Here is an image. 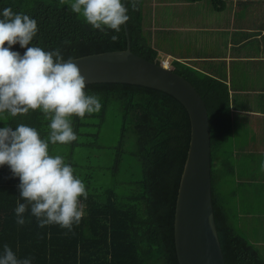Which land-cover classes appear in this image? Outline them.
<instances>
[{"label":"trees","instance_id":"obj_1","mask_svg":"<svg viewBox=\"0 0 264 264\" xmlns=\"http://www.w3.org/2000/svg\"><path fill=\"white\" fill-rule=\"evenodd\" d=\"M211 1L222 8L227 0ZM72 2L0 0V13L11 8L35 19L38 33L28 47L60 49L65 59L127 47L125 25L119 33L109 29L105 35L72 12ZM145 3L138 0V10L133 11L131 0H126L131 50L160 62L144 31ZM112 35L119 39L113 42ZM11 50L21 55L26 52L19 43ZM172 64L195 85L208 108L213 207L225 262L264 264L259 246L240 228L237 206L230 211L215 187L217 169L223 177L233 172L231 162L219 154L232 136L227 85L180 61ZM85 92L99 96L101 110L82 120L71 118L75 141L50 144V154L63 156L86 186L88 197L80 198L84 206L81 222L71 231L59 225L42 228L29 208L25 219L30 222L18 225L17 201H25L19 195V178L4 165L0 167V254L8 245L18 259L31 258V264H179L174 217L191 138L187 109L173 95L139 84L91 82L86 83ZM49 123L40 110L16 117L0 113V128L25 124L45 139Z\"/></svg>","mask_w":264,"mask_h":264},{"label":"clouds","instance_id":"obj_2","mask_svg":"<svg viewBox=\"0 0 264 264\" xmlns=\"http://www.w3.org/2000/svg\"><path fill=\"white\" fill-rule=\"evenodd\" d=\"M65 2L60 0L61 5ZM131 8L138 10V0H131ZM70 9L105 35L109 29L119 33L130 19L122 0H73ZM37 33V21L29 15L15 13L11 8L0 13V113L16 117L40 110L50 121L46 139L25 124L0 128V167L8 165L13 177L20 180L19 195L25 203L17 201L18 225L30 222L25 219L30 208L40 227L59 225L71 231L74 224L81 222L84 206L80 198L86 200L88 192L64 157L50 154V144L75 141L71 118L82 120L86 114L98 113L102 104L98 95L86 94V77L71 57L65 60L60 49L28 47ZM118 39L117 35L111 36L113 42ZM17 43L26 48L23 55L11 50ZM260 172H264V161ZM0 264H31V258L18 259L4 245Z\"/></svg>","mask_w":264,"mask_h":264},{"label":"crops","instance_id":"obj_3","mask_svg":"<svg viewBox=\"0 0 264 264\" xmlns=\"http://www.w3.org/2000/svg\"><path fill=\"white\" fill-rule=\"evenodd\" d=\"M196 1L151 0L153 22L147 26L152 30L150 42L157 49L158 59L165 56V64L177 60L226 83L232 129L228 142L233 151V193L239 224L243 226L246 221L263 231L264 172H260V163L264 161V0H227L222 8L214 5L204 25L187 8ZM161 11L165 12V21L159 24ZM180 16H187L186 24ZM188 31L199 32L194 50L175 53L159 46L161 34L181 38ZM255 200L260 203L253 205ZM246 201L247 206L241 207Z\"/></svg>","mask_w":264,"mask_h":264},{"label":"water","instance_id":"obj_4","mask_svg":"<svg viewBox=\"0 0 264 264\" xmlns=\"http://www.w3.org/2000/svg\"><path fill=\"white\" fill-rule=\"evenodd\" d=\"M122 3L126 6V0ZM125 49L72 58L91 82H125L165 91L187 109L191 138L179 183L174 240L179 264H226L215 220L212 195L211 127L206 102L195 85L164 61ZM67 60V59H65Z\"/></svg>","mask_w":264,"mask_h":264},{"label":"rangeland","instance_id":"obj_5","mask_svg":"<svg viewBox=\"0 0 264 264\" xmlns=\"http://www.w3.org/2000/svg\"><path fill=\"white\" fill-rule=\"evenodd\" d=\"M151 0H146V3L144 5V18H143V22H144V31L145 34L147 35V38L149 40V42L151 41V34H152V30H150V28H147V26H150V23H152L153 21H151V14H152V3H150ZM155 0H153L154 2ZM158 1H162V0H158ZM166 1H176V0H166ZM191 5L189 7H187L190 11H192L193 13H196V21L200 22L202 25L207 24V16L208 13L211 11V9H213L214 4L210 1V0H197L195 3L194 2H190ZM194 5V7H192ZM159 7V5L157 6V8ZM178 7V6H177ZM160 9V8H159ZM158 9V10H159ZM212 13V12H211ZM160 14L162 15V19L159 20V24L164 22L165 20H163V16L165 15L164 11H161ZM180 18L184 21V23L186 24L187 21V16H180ZM146 23V25H145ZM169 24H172V22L169 20L168 21ZM197 24V23H196ZM198 33V35H197ZM197 37H199V32L195 31L193 33V31L191 32H185L184 36H181V38H178L177 35H172V36H166L165 34H161L159 36V46L163 47L166 50L169 51H173L175 53H183L185 51H191L194 50L193 46L196 45L195 40L197 39ZM156 44V43H155ZM172 44V45H171ZM192 48V49H190ZM157 50V49H156ZM161 55V54H159ZM162 57H159V60L162 61L163 57H165L164 55H161ZM169 65H171V67H173L172 62H169ZM108 141L112 142L113 138L110 137L108 139ZM223 148L221 149V152L219 154H222L227 161L229 162H233V151L230 147V143L228 141L223 143ZM222 156V157H223ZM218 166L221 167V165L218 164ZM233 167V166H232ZM233 169V168H232ZM219 169H217L216 171V177H215V187L216 190L218 191L220 198L223 200V202L226 204V206L229 208L230 211L234 212L235 211V207H236V199H235V194L234 189V177H233V172H229L227 173L224 177L222 175V172L219 174ZM260 203V200H255L254 202H252L253 205H257ZM247 206V201L243 202V206L241 205V207H245ZM243 226H240L241 230L243 229V232L245 233L246 236H248V238H252L253 240H258V241H262L263 243L259 244L258 242H256L254 240V243H256V245L259 246V249L262 253V255H264V230L261 231L259 229V227L254 224H249L246 221H243ZM247 226L249 227V229H247ZM255 226V229H254Z\"/></svg>","mask_w":264,"mask_h":264},{"label":"built area","instance_id":"obj_6","mask_svg":"<svg viewBox=\"0 0 264 264\" xmlns=\"http://www.w3.org/2000/svg\"><path fill=\"white\" fill-rule=\"evenodd\" d=\"M168 65H169V63H168Z\"/></svg>","mask_w":264,"mask_h":264}]
</instances>
